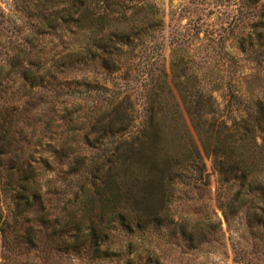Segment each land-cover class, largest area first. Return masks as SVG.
Instances as JSON below:
<instances>
[{
	"label": "trees",
	"instance_id": "trees-1",
	"mask_svg": "<svg viewBox=\"0 0 264 264\" xmlns=\"http://www.w3.org/2000/svg\"><path fill=\"white\" fill-rule=\"evenodd\" d=\"M240 9L238 21L242 23V11H247L248 22L243 27L253 31L251 40H264V0H241ZM146 10L158 13L157 5L148 0H66L62 11L55 7L47 9L46 15L33 16L37 24L33 35L47 37L50 46V37L57 36L62 23L68 24L66 32L72 35L75 30L80 35L83 28L92 35L89 28H93L98 36L67 50L58 41L48 46L46 59L34 58L26 37L22 48L16 45L12 54L0 61V186L12 185L15 203L7 216L0 207V233L11 232L12 243L20 244L28 254L41 252L51 241L52 246L56 243L78 256L107 259L121 253L112 247L114 238L108 233L120 229L128 238V247L168 224L165 215L177 189L170 184L173 178L181 183L189 178L192 167L200 173L190 128L204 150L203 137L205 141H219L213 155L218 157L215 166L221 184L237 183L240 199L250 196L256 202V210L249 216L258 229L264 230V142L257 145L255 141V128L264 132L263 107L258 106L257 118L248 115L247 122L242 121L244 125L234 133L221 134L226 128L223 124L215 130V125L204 120L211 112L209 97L194 89L186 92L185 84L192 77L184 71L173 74V82L190 126L179 106L174 109L160 97H153L159 84L146 87L145 105L139 111L129 96L119 95L108 88L105 78L100 79L119 74L123 48L134 49L136 40L142 44L145 30L153 28L154 23L145 28L132 24L133 17ZM2 16L0 13V22ZM176 61L179 59L172 62ZM79 87L85 98L95 99L92 111L75 98L76 93L81 94L76 89ZM69 99L72 103L67 105ZM80 112L85 114L82 122ZM85 124L86 142L89 135L93 137L92 156L75 143ZM51 128L59 133L53 157L43 158L40 153L35 158L36 150L47 142L40 138ZM48 141L56 144L53 139ZM64 166L72 179L59 181L67 185H48L53 189L48 190L53 193L49 198L47 189L43 190L45 185L40 184L43 173L51 171L59 177ZM258 176H263L262 181ZM56 203L61 204L59 208ZM219 204L231 214L239 210L231 204ZM175 228L185 234L179 222ZM202 230L203 223L197 221L191 233L197 235Z\"/></svg>",
	"mask_w": 264,
	"mask_h": 264
},
{
	"label": "rangeland",
	"instance_id": "rangeland-1",
	"mask_svg": "<svg viewBox=\"0 0 264 264\" xmlns=\"http://www.w3.org/2000/svg\"><path fill=\"white\" fill-rule=\"evenodd\" d=\"M65 1L0 0V13L4 18L0 22V61H5L16 45L22 48V39L26 37L30 39L34 58L46 59L50 53H47L49 40L33 35L37 25L33 21L37 15H46L47 9L56 7L57 11H62ZM148 1L157 5V15L146 10L133 17L135 23L132 24L143 28L152 23L154 26L145 30V35L140 38L142 44L136 40L134 49L123 48L119 74L100 77L105 78L108 88L115 89L121 96H129L134 108L141 111L146 101V87L152 88L159 84L153 97H160L165 105L174 109L179 106L189 125L175 88L176 82H173V74L180 75L184 71L188 77H192L185 84L186 92L194 89L209 97L211 112L204 120L215 125V130L223 124L226 128L221 134L234 133V129L244 125L242 121L247 122L248 115L257 118L258 106L264 108V40H251L249 34L253 31L243 27L248 22L245 20L248 17L246 10L242 11V15L245 13L244 22L238 21L239 11L243 9H240L241 0ZM129 15L126 13V16ZM67 25L61 23L57 36L50 37V46L59 41L67 50L68 46L85 43L87 38L89 41L99 35L97 29L93 28H89L92 35L87 28H83L85 30L80 35L73 29L75 34L72 35L66 32ZM35 50L40 52L35 53ZM174 59L179 61L173 63ZM96 71L101 72L99 69ZM80 75L78 80H81ZM76 89L83 91L82 87ZM74 96L78 102L92 107V111L95 99L85 98L84 92ZM67 103L70 105L72 100L69 99ZM67 108L76 113L73 107ZM80 114L82 122L81 117L85 114ZM87 132L85 124L75 137V143L92 156L94 152L90 149V141L93 137L89 135L86 142L84 137ZM190 132L199 154L196 167L200 173L192 167L189 178L183 179L181 183L175 182L173 178L170 184L177 185V189L165 215L168 224H163L155 232L146 233L148 235L144 240H137L128 247V238L120 229L108 233L110 238H114L115 245L112 247L120 249L121 253L107 259L78 256L66 252L68 249L64 247L59 248L56 243L52 246L51 241L41 252L28 254L20 244L15 246L12 243L13 234L6 231L0 233V264H264V230L258 229L255 220L249 216L256 210V202L250 196L241 200L237 183L221 184L215 166L218 157L213 155L215 143L219 141L213 138L205 141L203 137L204 150L196 132L192 128ZM222 137L220 135L219 139ZM58 138L56 128L45 133L40 140L47 142L42 149L36 150L35 158H39L40 153L43 158L53 157L52 149L57 145ZM49 139L55 140L56 144L49 142ZM255 141L257 145L264 142V132L260 128H255ZM85 155L89 158V155ZM65 171L69 169L64 166L59 177L51 171L43 173V179L40 180V184L45 185L43 190L53 192L52 188L48 189V185H67L59 182L72 179ZM263 176H258V180L262 181ZM72 185L78 187L80 184L73 182ZM11 189L12 185L0 186V207L5 216L14 210ZM48 194L49 198L53 195ZM219 203L234 205L239 210L231 214L228 208H220ZM60 205L56 203V208ZM222 209L227 213V220ZM197 221L203 223L204 231L194 235L191 233L192 226ZM177 222L185 227V234L175 228ZM201 232L205 233L204 236ZM191 239L194 241L191 242ZM21 244L24 246V243Z\"/></svg>",
	"mask_w": 264,
	"mask_h": 264
}]
</instances>
